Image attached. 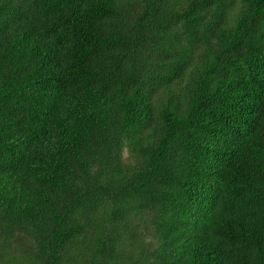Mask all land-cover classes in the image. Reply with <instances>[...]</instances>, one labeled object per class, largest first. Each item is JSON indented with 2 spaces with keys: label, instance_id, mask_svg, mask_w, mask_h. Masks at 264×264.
Returning a JSON list of instances; mask_svg holds the SVG:
<instances>
[{
  "label": "trees",
  "instance_id": "obj_1",
  "mask_svg": "<svg viewBox=\"0 0 264 264\" xmlns=\"http://www.w3.org/2000/svg\"><path fill=\"white\" fill-rule=\"evenodd\" d=\"M0 264H264V0H0Z\"/></svg>",
  "mask_w": 264,
  "mask_h": 264
},
{
  "label": "rangeland",
  "instance_id": "obj_2",
  "mask_svg": "<svg viewBox=\"0 0 264 264\" xmlns=\"http://www.w3.org/2000/svg\"><path fill=\"white\" fill-rule=\"evenodd\" d=\"M124 159L128 162L131 161V155L129 153V151L126 149L124 152ZM147 242L150 243L154 248H158L159 247V241L155 238V237H149L147 239Z\"/></svg>",
  "mask_w": 264,
  "mask_h": 264
}]
</instances>
